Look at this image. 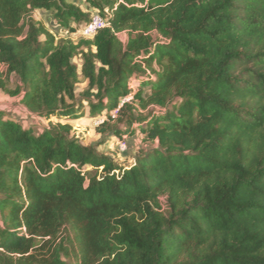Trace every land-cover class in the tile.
Listing matches in <instances>:
<instances>
[{
  "label": "trees",
  "instance_id": "1",
  "mask_svg": "<svg viewBox=\"0 0 264 264\" xmlns=\"http://www.w3.org/2000/svg\"><path fill=\"white\" fill-rule=\"evenodd\" d=\"M85 3L109 25L75 41L34 11H94L0 0V89L57 120L0 110V264H264V0ZM88 112L140 137L129 164L72 133Z\"/></svg>",
  "mask_w": 264,
  "mask_h": 264
},
{
  "label": "rangeland",
  "instance_id": "2",
  "mask_svg": "<svg viewBox=\"0 0 264 264\" xmlns=\"http://www.w3.org/2000/svg\"><path fill=\"white\" fill-rule=\"evenodd\" d=\"M83 8L85 10L96 11L94 8H91L88 3L83 4ZM67 35L68 33H56L58 38L66 37ZM69 36H73L72 38L78 41L82 35L78 32L74 35L69 34ZM119 36L123 41H125L127 33L121 32ZM74 60L78 64L81 63L80 56H77ZM1 70L6 78L8 89L15 90L17 85L20 84L19 77L15 73L8 75L4 68H1ZM134 85H136V82ZM85 87L86 86L82 81L77 85L76 92L78 96L81 95ZM148 89L149 88H146V90ZM0 110L5 113L6 117H12L15 120L20 121L23 126L33 128L37 134L41 133L51 122L57 121L55 118H47L30 111L27 106L20 101V95H14L7 89H0ZM98 119L99 118L95 119L88 112L85 118L72 122V133L85 144H93L98 148V150L111 155L120 164H129L134 159L133 157L137 151L142 147L140 137H129L127 139L128 147L122 152L118 148V143L120 141L119 138L108 133H100L96 130V125H98L96 121Z\"/></svg>",
  "mask_w": 264,
  "mask_h": 264
},
{
  "label": "built area",
  "instance_id": "3",
  "mask_svg": "<svg viewBox=\"0 0 264 264\" xmlns=\"http://www.w3.org/2000/svg\"><path fill=\"white\" fill-rule=\"evenodd\" d=\"M123 0H120L122 2ZM109 25V22L105 15L101 14L99 11H94L90 21L81 29L80 34L84 37L92 38L95 34L102 28ZM133 98L132 94H128L124 101H130ZM117 112V111H116ZM115 112V113H116ZM104 121V118H99L96 123L100 124ZM128 147L127 138H123L118 143V148L120 151H125Z\"/></svg>",
  "mask_w": 264,
  "mask_h": 264
},
{
  "label": "crops",
  "instance_id": "4",
  "mask_svg": "<svg viewBox=\"0 0 264 264\" xmlns=\"http://www.w3.org/2000/svg\"><path fill=\"white\" fill-rule=\"evenodd\" d=\"M67 1L68 2H71V3L80 4L82 7H83V4H85V0H67ZM33 15H34V18L36 20L42 22L44 24V26L48 30H50L51 32H53L54 34H56V33H60V34L68 33L67 36H69V34L74 35V34H76V33L79 32V31H74L72 33H69V30L68 29H65L64 27H62L57 22V20H56V18L54 16V11L53 10L38 9V10H35L34 11ZM71 24L73 26H76L77 25V23H75L74 21H72ZM81 81L83 82L84 85H86V81L84 80V78H82ZM134 136H137V135H134Z\"/></svg>",
  "mask_w": 264,
  "mask_h": 264
}]
</instances>
